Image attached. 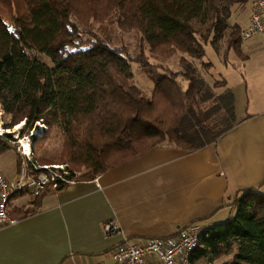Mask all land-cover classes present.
<instances>
[{
	"label": "trees",
	"instance_id": "obj_1",
	"mask_svg": "<svg viewBox=\"0 0 264 264\" xmlns=\"http://www.w3.org/2000/svg\"><path fill=\"white\" fill-rule=\"evenodd\" d=\"M248 4L0 0V107L11 116V126L25 122L32 129L44 122L47 136L59 132L61 160L72 173L82 170L79 180H93L155 147L201 150L237 120L232 88L207 77L211 64L199 69L195 63L209 41L219 53L224 42V55L232 49L241 53L243 28L233 16ZM110 29L139 33L156 58L180 54V70L156 76L159 65L144 50L133 56L117 46ZM139 67L153 80L150 97L135 82ZM6 150L0 138V153ZM20 196L33 197L26 192L15 198ZM231 201L236 215L203 228L193 262L213 264L232 256L229 264H264V194L241 190Z\"/></svg>",
	"mask_w": 264,
	"mask_h": 264
},
{
	"label": "crops",
	"instance_id": "obj_2",
	"mask_svg": "<svg viewBox=\"0 0 264 264\" xmlns=\"http://www.w3.org/2000/svg\"><path fill=\"white\" fill-rule=\"evenodd\" d=\"M251 53L259 55L251 64V113L237 115L235 96L237 124L229 133L195 152L151 148L97 179L48 188L34 203L11 202L16 223L0 229V264H114L125 239L170 237L195 222L212 227L231 216L239 191L264 194L263 35L251 39ZM0 172L12 181L19 168ZM109 222L122 232L106 237Z\"/></svg>",
	"mask_w": 264,
	"mask_h": 264
},
{
	"label": "built area",
	"instance_id": "obj_3",
	"mask_svg": "<svg viewBox=\"0 0 264 264\" xmlns=\"http://www.w3.org/2000/svg\"><path fill=\"white\" fill-rule=\"evenodd\" d=\"M252 7L248 24L241 30L242 41L264 35V0H249ZM41 133L47 129L44 122L37 124ZM11 131V130H7ZM20 131V130H18ZM12 134V132H8ZM12 144L20 158V169L14 180H8L0 172V229L16 223L9 215L11 200L23 193L39 197L48 188L58 190L78 182V174L66 166L41 165L34 160L32 139L35 129L27 134H14ZM6 133L0 134L4 137ZM8 137V136H6ZM97 179V178H96ZM202 226L192 223L179 228L173 236L150 238L141 243L125 239L113 252L114 264H198L193 262V254L202 247L200 233ZM122 232L119 224L109 222L104 226V235L110 237ZM210 264V263H208Z\"/></svg>",
	"mask_w": 264,
	"mask_h": 264
},
{
	"label": "rangeland",
	"instance_id": "obj_4",
	"mask_svg": "<svg viewBox=\"0 0 264 264\" xmlns=\"http://www.w3.org/2000/svg\"><path fill=\"white\" fill-rule=\"evenodd\" d=\"M250 10L252 13V7L249 3L245 10L238 9V16L235 14L233 16L240 21V25L242 26V28H245L248 24ZM110 30L114 31L116 45L126 46L125 48L129 50V52L132 53L133 56H139L144 50L150 62L159 65L157 68V73L155 74L156 76L158 74H165L166 72L168 73L169 71L180 70V54L168 60L156 58L151 54L148 45H146V43L142 40L139 33L125 32L124 34H122L116 29ZM241 50V53H238L237 51L232 49L228 52L227 55H224L226 51V44L224 42L220 45L219 53L215 50V48L209 41L205 45V56L202 60H197L195 63L199 67V69H202L204 64H211V67H209L208 69L209 73L206 72L208 74L207 77L212 80L225 81L227 86L229 88H232L237 99L238 116L240 115V113H242L243 115L247 112L251 113V64L252 62L256 61L257 57L259 56L253 55L251 53V39L242 42ZM202 74H205L204 71H202ZM135 82L144 91L145 95L147 97H150L154 89V83L151 76L147 74L146 71H143L141 67H139V69L135 68ZM181 84L183 89L187 88L188 83L185 80H182ZM241 97L244 102H241ZM11 120V116L4 112L3 116L1 117L3 129L0 130V134L6 133L7 135H4V137L0 138L5 140L8 146V150L0 153V170H2V172L6 174H9L10 171L15 172L17 167L20 169L19 154L16 151V147L12 144V141L14 140L13 130H15L14 134H19L20 132L22 134H27L31 130L35 129V127L32 129H28L24 125L19 129L20 131H18L16 128L19 127L23 122L11 126L9 125L11 124ZM8 132H12V134ZM63 142V136L59 132H54L51 136H47L44 132L40 133L39 135L38 133H35L32 139L34 160H36L41 165L66 166V168L71 170L72 172V166L69 163H65L61 160ZM81 171L76 170L78 177L82 175ZM234 199L235 197H233L231 203L234 202ZM12 200L11 202L13 203V207H16L22 205L27 200L28 203H32L34 199L31 196H21L16 199L13 198ZM228 212H230L231 216L226 221L230 220L236 215L235 207L228 209L227 214ZM202 228L204 227L202 226ZM231 259L232 256L222 257L215 261L213 264H229ZM198 264L208 263L206 261H199Z\"/></svg>",
	"mask_w": 264,
	"mask_h": 264
},
{
	"label": "bare ground",
	"instance_id": "obj_5",
	"mask_svg": "<svg viewBox=\"0 0 264 264\" xmlns=\"http://www.w3.org/2000/svg\"><path fill=\"white\" fill-rule=\"evenodd\" d=\"M3 114H4V112L2 111V109L0 110V130H2L3 128H2V122H1V117L3 116ZM25 125V123L23 122L22 124H20V126L19 127H17L16 129L17 130H19L20 128H22L23 126ZM39 128V126H35V133L37 134L38 133V135L41 133V130H40V128ZM16 130V131H17ZM192 224V223H191ZM190 225V224H189ZM202 230H203V228H202ZM202 232V231H201Z\"/></svg>",
	"mask_w": 264,
	"mask_h": 264
},
{
	"label": "water",
	"instance_id": "obj_6",
	"mask_svg": "<svg viewBox=\"0 0 264 264\" xmlns=\"http://www.w3.org/2000/svg\"><path fill=\"white\" fill-rule=\"evenodd\" d=\"M26 124V123H25Z\"/></svg>",
	"mask_w": 264,
	"mask_h": 264
}]
</instances>
